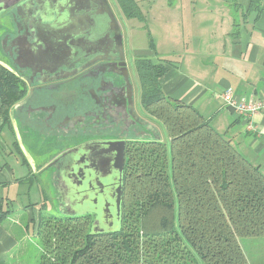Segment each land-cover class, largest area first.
<instances>
[{
	"label": "trees",
	"instance_id": "16d2710c",
	"mask_svg": "<svg viewBox=\"0 0 264 264\" xmlns=\"http://www.w3.org/2000/svg\"><path fill=\"white\" fill-rule=\"evenodd\" d=\"M126 18L144 22L134 0H116ZM250 0L248 12H261ZM246 11V12H247ZM151 42V40H150ZM150 47H153L152 42ZM142 112L165 141H138L126 151L119 227L91 233L92 216L40 215L36 264H264L241 239H264V175L194 107L164 95V62L135 65ZM0 66V117L25 94ZM7 211L0 207V224Z\"/></svg>",
	"mask_w": 264,
	"mask_h": 264
},
{
	"label": "flooded vegetation",
	"instance_id": "af4514ba",
	"mask_svg": "<svg viewBox=\"0 0 264 264\" xmlns=\"http://www.w3.org/2000/svg\"><path fill=\"white\" fill-rule=\"evenodd\" d=\"M131 20L116 0H0V66L26 90L8 113L28 153L34 139L43 158L56 150L50 187L61 212L88 209L99 233L120 223L117 159L156 129L139 104Z\"/></svg>",
	"mask_w": 264,
	"mask_h": 264
},
{
	"label": "crops",
	"instance_id": "0c3cea01",
	"mask_svg": "<svg viewBox=\"0 0 264 264\" xmlns=\"http://www.w3.org/2000/svg\"><path fill=\"white\" fill-rule=\"evenodd\" d=\"M134 1L145 22V14H151L169 31L171 37L167 34L164 40L177 44L178 59L161 60L164 95L194 107L264 175V113L238 117L220 99L226 89L238 97L264 98V9L248 12L250 0H145L150 6L144 11ZM150 40L147 53L134 46L132 51L157 63L152 57L158 50L150 47ZM8 114L11 127L0 117V207L8 212L0 224V264H36L41 252L36 238L39 203L20 199H29L34 186L38 191L51 186L53 159L42 157L36 139L30 144L34 152L28 153L30 142L16 123L17 115Z\"/></svg>",
	"mask_w": 264,
	"mask_h": 264
},
{
	"label": "rangeland",
	"instance_id": "374dc122",
	"mask_svg": "<svg viewBox=\"0 0 264 264\" xmlns=\"http://www.w3.org/2000/svg\"><path fill=\"white\" fill-rule=\"evenodd\" d=\"M137 1L140 2L141 7L144 11L147 10V6H150L149 3L144 2L145 0H137ZM144 7L146 9H144ZM233 12L236 14H239L237 11L233 10ZM145 16H146V22L144 19V22L143 21L140 22L138 20H131L128 23V27H130V29L133 31L132 32L133 34L132 47L134 46V48L138 52H140V54L143 52L147 53L148 41L151 39L152 44L158 50L157 56L152 57L153 58L152 60L159 62L165 57H169L168 60H173V61L177 60L179 56L178 48L174 47V45H177V44H175L174 41L167 42L164 40V37L167 36L169 31H167L164 28V25H162V23L158 22L157 20H154L151 14L146 13ZM175 31L173 32V37L176 39L178 37V34ZM151 123L156 127V130L158 131V135H160V139L162 141H165V137L162 132V129L153 121ZM64 144L65 143L62 142V143H59L58 145L63 147ZM50 145H48L49 155H51L52 153L56 151V150H52L54 149V147L51 149ZM11 161L13 164V159H11ZM42 177H43V174H42ZM20 201L25 204L27 203L38 204L39 203L38 206H36L37 213L39 214L38 217L40 215H46V214H51L54 216H63L59 208L57 193L55 192L53 188H51L48 185H44L42 187V190H39V191H38V187L36 188L34 186L29 194V199L23 197L20 199ZM16 207H19V206L16 205ZM87 210L86 208H82L81 206H78L75 208V214H78V215L84 214L87 212ZM13 214L15 216L17 213H15L14 211ZM240 242L245 252V255L247 254L252 262H264V239H261V238L241 239Z\"/></svg>",
	"mask_w": 264,
	"mask_h": 264
},
{
	"label": "built area",
	"instance_id": "2783aa9c",
	"mask_svg": "<svg viewBox=\"0 0 264 264\" xmlns=\"http://www.w3.org/2000/svg\"><path fill=\"white\" fill-rule=\"evenodd\" d=\"M220 99L238 117L249 119L251 116L264 113V98L252 99L235 96L231 89H226L220 94ZM248 129L254 131L252 126Z\"/></svg>",
	"mask_w": 264,
	"mask_h": 264
},
{
	"label": "water",
	"instance_id": "95a60500",
	"mask_svg": "<svg viewBox=\"0 0 264 264\" xmlns=\"http://www.w3.org/2000/svg\"><path fill=\"white\" fill-rule=\"evenodd\" d=\"M21 105L22 104H20L19 102L16 104V106L17 107H21ZM150 126V125H149ZM152 127V126H151ZM149 127V128H147L148 130H150V132H151V134L154 136V140H160V135H158V133H157V135H156V129L154 128V127ZM54 163V162H53ZM52 163V164H53ZM117 163H118V170H119V173H120V176H121V174H122V172H123V167H124V159L122 158V159H117ZM121 182H122V178L120 177V179H119V183H120V185L118 186V188H117V194H118V198H117V200H116V205H117V217H118V223L120 222V205H121V200H122V184H121ZM63 215H73V214H69V213H62ZM119 227V225H117V227L115 228V229H113V230H109V231H107V232H112V231H114V230H116L117 228ZM91 233L92 234H96V233H99V232H95L92 228H91ZM100 233H103V232H100Z\"/></svg>",
	"mask_w": 264,
	"mask_h": 264
}]
</instances>
